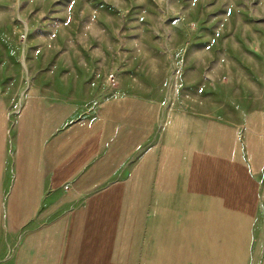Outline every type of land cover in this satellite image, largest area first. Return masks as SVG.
Listing matches in <instances>:
<instances>
[{
  "label": "rangeland",
  "instance_id": "rangeland-1",
  "mask_svg": "<svg viewBox=\"0 0 264 264\" xmlns=\"http://www.w3.org/2000/svg\"><path fill=\"white\" fill-rule=\"evenodd\" d=\"M176 18L190 19L181 27L187 35ZM199 29L203 44L194 46ZM173 38L172 48L192 49L191 65L206 63L209 82L217 65L227 82L239 45L260 51L264 0H0V264H24V239L40 226L38 217L22 225L13 184L23 99L55 100L73 92L62 84L84 81L106 86L102 96L155 101V50ZM178 110L163 108L155 129V106L145 107L142 133L140 119L131 123V149L122 168L113 164L121 199L113 195L104 264H264V178L245 163L204 156L193 134L183 147L178 122L169 123Z\"/></svg>",
  "mask_w": 264,
  "mask_h": 264
},
{
  "label": "crops",
  "instance_id": "crops-1",
  "mask_svg": "<svg viewBox=\"0 0 264 264\" xmlns=\"http://www.w3.org/2000/svg\"><path fill=\"white\" fill-rule=\"evenodd\" d=\"M188 21L176 18L173 24L187 35L181 27ZM196 23L200 27L206 24L200 18ZM203 30L194 35L192 45L203 44ZM175 41L169 40L166 51L155 50V101L150 94L102 96L106 86L84 81L62 84L61 90L73 92L58 93L55 100L41 96L23 99L17 124L18 183L13 184L19 186L22 225L36 217L40 220L39 229L24 239V264L105 263L113 195L117 194L112 191L113 164L116 170L122 168V157L126 159L131 149L128 138L136 137L131 123L140 119L137 128L143 132L147 106H155L158 113L155 129L163 108L179 109L169 123L178 122L182 132L176 137L182 146L188 143V134H193L204 156L245 163L249 171L264 178V42L257 52L245 43L239 45L227 82L221 65L215 66L209 82L206 63L191 65L192 49L185 42L172 48ZM132 143L136 148L135 141ZM161 152L155 147V164ZM113 153L118 154L115 160ZM124 183L118 181L115 186ZM120 196L118 192L116 201Z\"/></svg>",
  "mask_w": 264,
  "mask_h": 264
},
{
  "label": "built area",
  "instance_id": "built-area-1",
  "mask_svg": "<svg viewBox=\"0 0 264 264\" xmlns=\"http://www.w3.org/2000/svg\"><path fill=\"white\" fill-rule=\"evenodd\" d=\"M110 79H113V81H114L113 75L110 76Z\"/></svg>",
  "mask_w": 264,
  "mask_h": 264
}]
</instances>
